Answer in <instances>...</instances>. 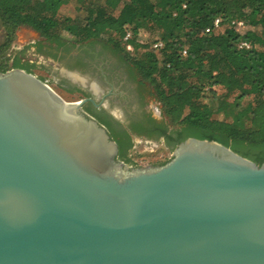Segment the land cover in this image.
Listing matches in <instances>:
<instances>
[{"label": "water", "instance_id": "obj_1", "mask_svg": "<svg viewBox=\"0 0 264 264\" xmlns=\"http://www.w3.org/2000/svg\"><path fill=\"white\" fill-rule=\"evenodd\" d=\"M88 102L0 72V264H264V162L189 137L131 166Z\"/></svg>", "mask_w": 264, "mask_h": 264}, {"label": "trees", "instance_id": "obj_2", "mask_svg": "<svg viewBox=\"0 0 264 264\" xmlns=\"http://www.w3.org/2000/svg\"><path fill=\"white\" fill-rule=\"evenodd\" d=\"M73 1L78 2L0 0V21L8 33L0 52L10 48L22 26L52 42L104 40L153 86L171 124L182 127L177 137L169 136L174 148L189 137L209 139L264 162V0H80V18L61 13ZM218 16L225 22L245 20L254 29L240 34L224 26L206 33ZM129 29L135 33V55L124 47ZM141 32L164 40L166 49L158 53L137 44ZM243 41L252 49L239 48ZM13 68L29 65L16 58ZM113 136L119 158L130 164L133 143Z\"/></svg>", "mask_w": 264, "mask_h": 264}, {"label": "flooded vegetation", "instance_id": "obj_3", "mask_svg": "<svg viewBox=\"0 0 264 264\" xmlns=\"http://www.w3.org/2000/svg\"><path fill=\"white\" fill-rule=\"evenodd\" d=\"M42 38L40 42L34 45L36 52L40 48L46 49L55 58L66 61L67 67L81 66L84 71L91 72L93 75L97 74L102 78L105 89L99 96L87 89L86 91L79 90L82 89V86L73 84L70 78L64 74H56L59 77L60 85L65 88L74 92L81 91L84 98L93 97L97 103H111L108 107H97L91 102L85 105L87 113L96 117L100 122H105L103 125L106 126L110 135H115L119 140H125L127 143L132 142V150L140 145V142L156 145L160 144L161 139L167 143L169 142V136L172 135V132L170 130L165 132L167 127L165 121L160 120L152 109L142 110L140 107H134L135 98L128 85L127 77L121 68L115 66L113 59L114 47L111 49L107 42L100 39H92L85 43L76 44L69 43L72 41L65 40L59 43ZM46 68L50 69L47 66ZM25 70L30 72V69ZM45 81L50 84L47 79ZM119 101L125 105V118L113 112V104ZM116 141L118 140L116 139Z\"/></svg>", "mask_w": 264, "mask_h": 264}, {"label": "rangeland", "instance_id": "obj_4", "mask_svg": "<svg viewBox=\"0 0 264 264\" xmlns=\"http://www.w3.org/2000/svg\"><path fill=\"white\" fill-rule=\"evenodd\" d=\"M80 2V0H78ZM77 1H73L71 4L66 5L62 8L61 13L67 16H73V17H83L84 14H81L77 10ZM149 34V33H148ZM7 31L5 30L4 25L0 21V50L1 46L6 42L7 40ZM157 36H151V38H156ZM67 38V37H66ZM42 36L35 31L33 28L28 26H22L20 27L15 34V38L13 43L11 44L10 48L6 49L3 53L0 52V66L6 67V69L11 70L13 69V63L16 58H20L22 62L27 63L29 65L30 72L37 75L39 78L43 80L50 81V85L53 89H55L64 99L67 101H78L82 98H84V95L81 91L77 92H68L65 91L62 88V85H60L59 77L54 73H51L47 67L50 69L56 70V72H61L66 66V61H60L58 58H55L49 51L46 49L40 48L36 52V49L34 45L37 42H40L42 40ZM101 40V39H100ZM66 41H72L69 43H75L71 38H67ZM104 41V40H102ZM106 42V41H104ZM108 43V42H107ZM77 44V43H76ZM76 44H74L76 46ZM80 44V43H78ZM109 44V43H108ZM110 48L113 49V45L109 44ZM115 48V47H114ZM106 50V49H105ZM113 59L115 61V66L121 68L124 75L127 77L128 85L130 86L132 90V94L135 98L134 101V107H140L142 110H151L155 112L156 116L160 119L165 121L166 125L168 126L169 130L172 132V135L174 137H177L181 131V126L179 125H173L169 121V118L164 114L163 107L161 102L156 96V92L153 88V86L149 82H144L139 74V72L133 67V65L126 59V56L123 55L120 51H117L116 49H113ZM105 52V51H104ZM106 53V52H105ZM73 71H80L83 72L84 68L81 66H74L71 67ZM64 69V75H65ZM84 74H90L89 72L85 71ZM99 76H92V83H96ZM88 79V78H86ZM57 81V82H56ZM102 81V79L100 80ZM104 85L105 83L102 82ZM103 90L105 89V86H103ZM99 94V92H98ZM101 94V92H100ZM108 105H111L110 102L107 103ZM125 105L122 104L120 101L116 104H113V112L116 115L126 117L125 116ZM126 120V119H125ZM172 144V145H171ZM150 144H147L146 142H140V145H137V149L141 148L142 151H145L148 153L151 148H149ZM159 150L158 154H150L145 155L146 159H144L142 162L146 163L150 161V164H162L167 161H169L172 158V153L174 151L175 142H165L161 139V142L159 145H157ZM134 148V149H136ZM130 150L128 152V157L130 164L135 163L136 158V151ZM160 154V155H159ZM165 154V157L161 158V155Z\"/></svg>", "mask_w": 264, "mask_h": 264}, {"label": "built area", "instance_id": "obj_5", "mask_svg": "<svg viewBox=\"0 0 264 264\" xmlns=\"http://www.w3.org/2000/svg\"><path fill=\"white\" fill-rule=\"evenodd\" d=\"M184 7H186V5H184ZM224 26L234 28L240 34H245L247 31L254 29L245 20L235 19V20L225 22L223 17L218 16L215 18L213 25L206 29V33H211L213 30L222 29ZM134 38H135L134 31L132 29H129L124 37V47H125L126 52L131 55H135L136 53V47L133 43ZM136 42L140 46H149L151 49L155 50L158 53L166 49V43L164 42V40H162L159 37L151 38V35L148 34L147 32H141L136 37ZM239 48L250 50L252 49V44L247 41H243L240 43ZM182 54L184 57H187L189 55L188 46L184 47ZM150 145H153V146L149 147L151 149L149 150L148 153L146 152V150L142 151L141 148L134 149L136 151V158H135L136 161L135 163H132V164L128 163V164L131 166H143V165L150 164V161L146 163L142 162L144 159H146L143 156L150 155V154H158V150H159L156 144H150ZM163 157H165V154L161 155V158Z\"/></svg>", "mask_w": 264, "mask_h": 264}, {"label": "crops", "instance_id": "obj_6", "mask_svg": "<svg viewBox=\"0 0 264 264\" xmlns=\"http://www.w3.org/2000/svg\"><path fill=\"white\" fill-rule=\"evenodd\" d=\"M64 69H68V70H65V76H67L68 78H71L72 76H71V74L70 73H73V74H79V76L80 77H84V78H88V81L91 83V84H79V83H77V82H74V81H72L71 79H70V81L71 82H73V84H77V85H80V86H82V89H79V90H81V91H86V89L87 90H90L91 92H94L95 94H97V95H99V96H101V94H100V92L102 93V91H104L103 90V86H101V88H100V86H99V80H101L102 78L99 76L98 78H99V80L98 79H96L97 80V84H98V86H99V94H98V91L96 92L94 89H93V87L91 86V85H93L92 84V82L91 81H93L92 80V76H97V74L96 75H93L91 72H89L90 74H84L83 72H85V71H83V72H80V71H73L72 69H70V68H64ZM64 69L61 71V72H56V70H54V69H49V71L51 72V73H55V74H57V73H61V74H63L64 73ZM57 82V81H56ZM105 86V85H104ZM62 88L65 90V91H68V92H74V91H72V90H70V89H68V88H65L64 86H62ZM101 106H109L108 104H107V102H102L101 103ZM111 111V110H110Z\"/></svg>", "mask_w": 264, "mask_h": 264}, {"label": "bare ground", "instance_id": "obj_7", "mask_svg": "<svg viewBox=\"0 0 264 264\" xmlns=\"http://www.w3.org/2000/svg\"><path fill=\"white\" fill-rule=\"evenodd\" d=\"M71 74V80L72 81H74V82H77V83H79V84H91L89 81H88V79H86V78H84V77H80L79 76V74L77 75V74H73V73H70ZM93 85H91L92 87H93V89L97 92H99L100 90H99V86H98V84L97 83H92ZM66 100V99H65ZM70 102V101H69Z\"/></svg>", "mask_w": 264, "mask_h": 264}]
</instances>
